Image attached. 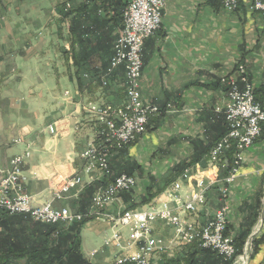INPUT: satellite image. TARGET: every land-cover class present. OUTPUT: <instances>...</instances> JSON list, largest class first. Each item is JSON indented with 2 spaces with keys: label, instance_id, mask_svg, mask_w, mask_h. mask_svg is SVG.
<instances>
[{
  "label": "crops",
  "instance_id": "obj_1",
  "mask_svg": "<svg viewBox=\"0 0 264 264\" xmlns=\"http://www.w3.org/2000/svg\"><path fill=\"white\" fill-rule=\"evenodd\" d=\"M247 2L240 0L238 9L228 12L221 5H212L210 0L167 1L161 28L144 41L138 81L141 100L166 108L165 114L156 123H149L146 132L130 145L111 151L106 177L96 173L83 176L82 183L64 193L62 200L54 202L55 206L80 210L81 197L89 186L95 185L96 189L124 172L137 174V191L119 195L103 211L115 214L127 208H144L172 191L173 182L185 169L193 171L194 164L205 166L209 144L224 128L222 116L211 109L226 99L220 77H234L242 85L239 72L235 71L237 63L246 66L250 82L257 87L256 97L261 98L264 107V17L250 12ZM88 9L83 13L87 14ZM86 21L83 19L77 25V32L81 33L79 46L75 47L76 53L81 52L77 58L86 51L91 58L101 50L111 54L121 22L100 19L89 20L92 24L87 25ZM61 24L66 25L65 20H60ZM25 44L23 49L30 47L29 42ZM64 47L68 48L66 44ZM59 49L56 52L62 58V66L38 63L35 55L22 50L11 69L10 78H15L8 86H0L1 90L10 88L14 94L10 102H0V172L8 168L12 155L29 146L24 189L35 203L48 200L65 178L80 173L79 154L88 141L96 140L102 126L98 106L117 105L124 99L119 85L111 83L108 89L99 88L87 74H93L91 69H67L63 59L66 50ZM47 51L43 48L37 54ZM17 138L21 141L15 142ZM178 164L182 165L180 169ZM227 171L220 167L217 181L207 190L205 205L189 218L198 224L206 223L226 199L230 231L248 236L261 228L257 236L263 234L264 127L244 152V162L224 198L220 189L225 185L222 178ZM157 188L163 190L156 193ZM189 191L183 182L174 193L184 201ZM151 193L155 194L152 199L143 203L142 197ZM90 201L87 199L88 206ZM110 226L109 221L97 218L81 227V254L90 264H108L113 259L114 249L103 243L110 234ZM152 228V233L164 241L163 249L153 256V264H223L194 243L175 246L172 232L161 223H154ZM246 264H264V243L258 244Z\"/></svg>",
  "mask_w": 264,
  "mask_h": 264
},
{
  "label": "rangeland",
  "instance_id": "obj_2",
  "mask_svg": "<svg viewBox=\"0 0 264 264\" xmlns=\"http://www.w3.org/2000/svg\"><path fill=\"white\" fill-rule=\"evenodd\" d=\"M167 1L168 0H166L165 4L167 3ZM133 2L137 3V0L135 1L117 0V2L115 0H0V86H3V85L8 86L10 81H12L15 78V75L13 74H12L13 76L10 78V75H11L10 73L13 72L11 69L16 66L15 65L16 59L17 58L19 59V57L22 56L21 52L24 51V52H27L28 54L35 55L36 59H39L38 63L43 62L46 64L47 63L51 64L54 62V64L62 66L63 65L61 62L62 58L56 52L60 48L62 50H66L64 51L63 59H64V64L67 67V69L74 71L75 67H79V70L82 69L86 72H88L89 69H91V72L93 74L91 73H87V74L91 75V77L93 78V81L96 82V85L99 88H101L102 90L108 89V87L112 86L111 85L112 83L115 85H119V89L122 90V95H123L122 99L123 98L124 99L121 101L120 104L110 105L107 103H102L96 109L98 116L102 120V126L99 128L97 132L96 140L88 141L83 147V149L81 150L79 157L82 161V165L84 164V161L82 159V153L84 152L83 150L87 146H89L91 142H94V144H97V143H100L104 139V138H101L100 136V131L104 128V116L101 115L102 109L106 107L118 109L119 106L123 105L126 102L127 95L125 91L126 85H125L124 71H123L122 66L115 68L114 70L109 72V59L112 54V47H111V54H109V51L107 50L106 51L101 50L98 52V55L96 52L95 56H93L94 58L93 57L91 58L90 56H88V51L82 52L83 56L81 58H79V55H78L77 64L73 63L71 55H68V51L70 49V42L74 40L75 47L79 46V43H78V38L77 37L75 38V36H72L71 32L69 31V20L73 19L79 22V21H83V19H86L87 21L85 22V24L87 25L92 24V23H89V20L90 21L92 20L99 21L100 19H102L103 21L117 20L118 22H121V25L118 26L120 28L116 35V38H117L119 36V33L122 31L123 24L125 22V18H124L125 12L124 11H126V9L130 5H132L131 3ZM219 2L221 6L223 7V9H225L226 6H224L220 0ZM239 3H240V0H237L233 8L228 9L226 7L225 10L228 12H235L238 9ZM165 4L160 11V25L152 35H154L161 28L162 10L165 7ZM85 8H90L87 10V14H84L82 11ZM247 8L250 12L259 13L263 15L264 17V10H260L259 8H256L253 5V3H251V0H248ZM62 19L65 20V23L67 26L65 24H61L62 27L60 26V20ZM60 27L62 28V31H60ZM76 30L78 31V26L76 27ZM56 37L60 39L59 42L57 41ZM114 41L115 40H113L112 42V46H113ZM26 42H29L30 47L23 49V46H27V44H25ZM64 44H66L69 49L65 48ZM43 48H46L48 51L43 52L41 54H37V52L42 51ZM142 48H143V45H142ZM79 52L80 51L78 50L77 54L81 53ZM86 54L87 56H84ZM141 54H142V49H141ZM141 58H142V55H141ZM142 66H143V62H142ZM240 66H242V69H240ZM235 71L239 72L238 78L242 79V85H240L238 83L239 81H237L236 79V82H237L236 84L238 88H243L244 84L246 83L250 84L252 86V96H253V100L255 101L254 103L258 104L261 110L264 112V107L262 104L263 102L261 101V98L256 97L255 99L257 87L254 86L250 82V78H248L246 66L243 63H237V66H235ZM141 72H142V67L140 70L138 81L141 76ZM114 74H117L115 76V79L113 78ZM85 76L87 75L85 74ZM226 77L228 76L225 75V76L220 77V83L223 84L224 92L226 94L225 102L216 104L215 106L211 108L212 112L216 114H220L222 116V122H223L224 127L226 128L224 134L221 135L217 140L210 142L209 144L210 146L206 153V165L199 166L197 164H194L193 171H190V170L187 171L185 169L183 173L179 175V179L173 182L172 191L167 192L166 195L163 194L162 195L164 196L163 198L157 197V199L150 201L149 204H147L146 207L144 208L134 207V208H127V209L120 210L116 212L115 214L105 213L103 210L106 207L111 206L119 195L132 194L135 191H137L136 189L138 188V185H139L137 174L123 172V173L116 175L110 182L106 183L103 186L106 187L109 183L114 181L115 178H117L119 175H122V174L133 176L135 178L134 184L132 185L131 188L127 190H122V191L117 192L115 194L114 199L110 200L107 203H104L103 206L96 207L95 205H93L94 203L92 201V198L97 188L94 189V191L92 192L90 196V200H91L90 204L89 206H87L85 212H81L80 210H72L64 206H60V207L55 206L54 202L57 200H62L64 193H67L69 189L81 184L80 183V184L71 185L70 184V182L72 181L71 179H75L79 177L81 179L80 182H82L83 176L85 177V176L91 175V174H86L85 172H83L81 168L80 173H75L72 176L65 178L59 184L57 188L53 189L50 195V198L48 200L41 202V203H35L32 197L27 192H25V189H24V180H25L24 165L27 159L31 155L30 147L27 146L23 151L17 154H14L9 158L8 168L0 172V181H2V179L5 178V176L10 171V168L12 167L11 160L13 162L16 159H19L20 167H21V175H20L21 178L18 181L20 184V192L30 198L29 207L31 206L32 208H37V207H42V206L49 204L50 206H52V208L66 209L68 210V212H70L74 216L71 219H65L63 221L60 220L56 222H42V221H39L29 216L26 213L9 214L8 211H6L2 207H0V214H5L8 216H22L27 220L37 222L40 224L57 225L58 228L60 229H63L74 222L81 221L84 218H87L85 222L92 220V219H97V218L105 219L110 222L111 226H110V234L104 240L103 243L106 247H110L112 250L114 249L115 251L113 259L108 264H118L119 263L118 260L124 259V258L126 259V261L123 262L124 264H137L136 262L130 260L129 258L138 252L141 253L140 247L143 245V243L145 244V238H144L145 235L156 241V243H154L152 247L153 248L152 251L144 256V259H146V264H153V256L155 252L157 250L163 249L164 247L163 238L155 236L152 233V229H153L152 226L156 222H159L163 226H165V228L170 229V231L172 232V240L173 242H175L174 243L175 246L183 247V246H186L187 244L194 243L200 250L207 251L210 254H212L213 257L219 258L223 264H246L250 256H252V254L256 252V250H254V243L256 242L264 243V241H260L264 233L257 236L261 228H257L255 232H253L252 234H249L248 236L245 233L236 234L230 231L227 225V214L229 211V206H228L226 199H223L221 201L220 205L215 209L213 215L206 223L198 224L197 222L194 221V219L191 218V216H193L194 214H197L199 209L203 205H205L207 190L213 185L215 181H217L218 176H219L220 167H225L228 170L225 173L226 175H224V177L222 178V181L225 183V185L221 187L220 189L222 196L226 198L225 196H227L229 192V185L234 181L239 171V168L244 162V152L247 151L254 144L255 140L260 136L262 132V126H264V120H263L261 122L260 133L254 138L251 145L243 149L242 155L237 163H236L237 158H235L236 149L233 144L228 149L224 150L223 154L220 156L217 162L212 163L210 161V150L212 149V147H214L215 145L219 143L218 141L222 137H224L228 133L229 127H230L229 122L226 117V113L228 110L227 100H228V95L230 91V85H228L227 80L222 81V78L226 79ZM112 78L115 81H113ZM138 89H139V84H138ZM253 90L255 91V94ZM13 97H14V94L12 93L10 88L4 89V90H1L0 88V102H10V99ZM143 103L147 104V102H143ZM148 104H151V103H148ZM156 106L158 107V112L154 115L148 116V119L150 120L151 118L158 117L161 114L154 122H157L158 119L161 118L166 112V108H161L158 105ZM49 130L52 131V128L50 127ZM142 134L137 135L135 137V140L138 136ZM14 141L20 142L21 139L17 138ZM132 142H130L129 144L125 146L130 145ZM125 146L121 148H114L111 146L108 148V164H109V156L111 154V151L113 149L114 150L122 149ZM181 166L178 164V169H180ZM109 170H110V165H109ZM231 176H233L232 179L228 180ZM183 182H185L186 186L190 188V191L188 194V199L184 201H180L179 196H177V194H175L174 192H177V190L181 188ZM165 185H163V187H165ZM64 187H67V188L63 190ZM162 190L163 188H157L155 192L158 193ZM57 192H59V195H60L59 197L55 195L57 194ZM193 193H197L199 196L202 194L203 199L201 201L200 199H197V200L193 199L192 197ZM154 195H155L154 193L148 194L145 197H142V199L144 200H141V201L145 203V201L152 199ZM172 203L177 204V205L175 206ZM189 203H193V206H194L193 209L187 208V204ZM133 210H145V211L155 210V212L158 210H167V211L171 210V214H173L176 217L180 216L184 223L191 224V225L193 224V226L197 230H200V229L202 230L203 228L208 226V224L215 219L218 213L222 214L223 219H224L222 237L227 240H230V243H232L231 245L234 247L233 252L229 257H224L218 251H216L215 249H212L211 247H203L198 239L192 240L190 242H186L175 231L173 226L167 224L165 221L161 219H157L154 221L147 219L149 220L147 221L145 225L148 228L147 233L144 234L143 237L135 240L131 237L136 232V231L132 232V228L134 226L133 223L121 224L120 222L116 221L118 219L117 217L121 216L125 211H133ZM190 214L191 216L189 218ZM75 216H79V217L76 218ZM0 229H1L0 231H3V227H0ZM79 239H80L79 251L81 252L80 233H79ZM10 264H24V260H19L16 263L14 261V262H11Z\"/></svg>",
  "mask_w": 264,
  "mask_h": 264
},
{
  "label": "built area",
  "instance_id": "obj_3",
  "mask_svg": "<svg viewBox=\"0 0 264 264\" xmlns=\"http://www.w3.org/2000/svg\"><path fill=\"white\" fill-rule=\"evenodd\" d=\"M135 1V0H132ZM228 9L235 6L237 0H220ZM166 0H137L131 3L124 11L125 22L122 31L115 39L112 46V54L109 59V72L121 67L124 71L126 102L118 109L106 107L102 109L104 116V128L100 131V143L91 142L82 153L84 164L82 171L86 174H98L106 177L109 170L108 148H121L135 140V137L146 130L148 116L158 112V107L153 104H144L138 89V77L142 67L141 49L144 40L151 36L160 25V11ZM256 8L264 10V0H251ZM135 6V7H134ZM225 7V9H226ZM242 69V66H240ZM222 81L226 79L222 78ZM230 85L228 95V110L226 113L229 122V131L222 137L217 145L210 150V161L217 162L225 149L232 144L236 149V163L242 155L244 148L251 145L254 138L261 131V122L264 120V112L258 104L254 103L252 86L248 83L243 88H238L236 79H227ZM10 171L0 181V207L9 214L26 213L42 222H56L73 218V214L66 209L52 208L49 204L32 208L29 207L30 198L20 192L19 179L21 178L20 160L12 162ZM231 176L228 180H231ZM71 185L82 182L79 177L71 179ZM135 178L130 175H119L106 187H98L93 195V205L103 206L104 203L114 199L115 194L127 190L134 184ZM70 186V185H69ZM67 187H64L65 190ZM61 191V190H60ZM59 197V192L55 194ZM193 199H203L202 194H192ZM187 208L193 209V203L187 204ZM78 218L79 216H75ZM118 218V219H117ZM116 221L121 224L133 223L132 232L136 231L133 239L143 237L147 233L146 223L149 220L161 219L174 227L175 231L185 240L190 242L198 239L203 247H211L224 257H228L230 240L222 237L224 219L222 214H217L215 219L202 230H197L193 224H186L181 217L171 214V210H133L125 211ZM149 219V220H147ZM134 220V221H133ZM145 244L140 247L141 253L132 255L129 259L137 264H146L144 256L152 251L155 240L144 236ZM126 259H119L118 264H124Z\"/></svg>",
  "mask_w": 264,
  "mask_h": 264
},
{
  "label": "trees",
  "instance_id": "obj_4",
  "mask_svg": "<svg viewBox=\"0 0 264 264\" xmlns=\"http://www.w3.org/2000/svg\"><path fill=\"white\" fill-rule=\"evenodd\" d=\"M210 2L216 7L221 5L219 0ZM76 25L77 20H69V31L72 36L81 39V33L77 32ZM68 55H71L73 63L77 64L74 40L70 42ZM158 117L151 118L147 126ZM225 129L224 127L215 140L224 134ZM190 163L184 164V168ZM94 189L95 185L89 186L83 192L82 201L79 203L81 212H85L88 206L87 199H90ZM86 219L60 229L57 225L40 224L22 216L0 214V227H3V231H0V264H10L14 261L16 263L19 260H24V264H90L79 251V233ZM260 241H264V235ZM257 243L259 242L254 243V250H257Z\"/></svg>",
  "mask_w": 264,
  "mask_h": 264
},
{
  "label": "bare ground",
  "instance_id": "obj_5",
  "mask_svg": "<svg viewBox=\"0 0 264 264\" xmlns=\"http://www.w3.org/2000/svg\"><path fill=\"white\" fill-rule=\"evenodd\" d=\"M115 39H116V38H115ZM230 78H234V77H229V76H228V77H226V80H227V79H230ZM234 79H235V78H234ZM231 244H232V243L229 244L228 257L232 254V252H233V248H234ZM235 251H236V250H235ZM231 258H232V257H231Z\"/></svg>",
  "mask_w": 264,
  "mask_h": 264
}]
</instances>
